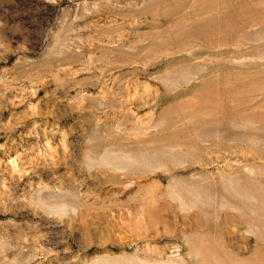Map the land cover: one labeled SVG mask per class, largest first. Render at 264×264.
I'll return each mask as SVG.
<instances>
[{
  "label": "rangeland",
  "instance_id": "obj_1",
  "mask_svg": "<svg viewBox=\"0 0 264 264\" xmlns=\"http://www.w3.org/2000/svg\"><path fill=\"white\" fill-rule=\"evenodd\" d=\"M0 264H264V0H0Z\"/></svg>",
  "mask_w": 264,
  "mask_h": 264
}]
</instances>
